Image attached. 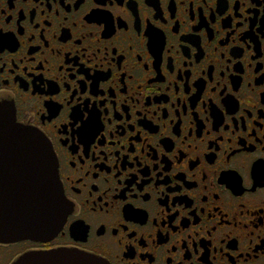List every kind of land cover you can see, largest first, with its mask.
Listing matches in <instances>:
<instances>
[{
    "label": "flooded vegetation",
    "instance_id": "af4514ba",
    "mask_svg": "<svg viewBox=\"0 0 264 264\" xmlns=\"http://www.w3.org/2000/svg\"><path fill=\"white\" fill-rule=\"evenodd\" d=\"M4 104L70 212L0 264H264V0H0Z\"/></svg>",
    "mask_w": 264,
    "mask_h": 264
},
{
    "label": "water",
    "instance_id": "95a60500",
    "mask_svg": "<svg viewBox=\"0 0 264 264\" xmlns=\"http://www.w3.org/2000/svg\"><path fill=\"white\" fill-rule=\"evenodd\" d=\"M14 116L13 108L0 106V164L13 165L6 176L12 183L0 189V241H49L62 230L70 207L46 140L17 124ZM14 264L109 263L98 256L64 249L32 252Z\"/></svg>",
    "mask_w": 264,
    "mask_h": 264
}]
</instances>
